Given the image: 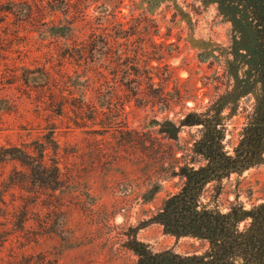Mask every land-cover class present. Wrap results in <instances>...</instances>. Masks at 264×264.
I'll list each match as a JSON object with an SVG mask.
<instances>
[{
	"label": "rangeland",
	"instance_id": "rangeland-1",
	"mask_svg": "<svg viewBox=\"0 0 264 264\" xmlns=\"http://www.w3.org/2000/svg\"><path fill=\"white\" fill-rule=\"evenodd\" d=\"M218 5L0 0V147L38 155L49 145L47 161L62 172L56 190L25 176L15 186L26 167L0 161V264H146L148 254L205 253L200 239L151 218L178 191L169 164L200 129L185 126L172 139L169 122L229 98L231 22ZM221 116L241 132L243 119L232 123L228 109ZM241 176L254 187L241 197L250 208L264 199V163L232 174Z\"/></svg>",
	"mask_w": 264,
	"mask_h": 264
},
{
	"label": "trees",
	"instance_id": "trees-1",
	"mask_svg": "<svg viewBox=\"0 0 264 264\" xmlns=\"http://www.w3.org/2000/svg\"><path fill=\"white\" fill-rule=\"evenodd\" d=\"M207 1L218 3V9L231 22L228 49L233 60L228 68L232 77L229 98L213 101L207 113L191 111L181 122H169L165 132L172 139H179L185 126L196 125L200 129L188 133L187 140L193 142L189 141L179 159L169 164V174L179 176L178 191L168 195L159 213L151 218L168 232L200 239L197 247L206 249L202 255L199 249L193 257L148 254L146 264H264V199L246 208L241 197L244 193L251 197L253 184L245 176L232 177L234 172L264 163V0ZM134 71L138 78L140 70L135 67ZM145 74L152 80L150 67ZM149 85L154 86V82ZM241 97L243 102L239 103ZM160 98L163 101L165 96ZM225 109L232 123L243 119L239 134L237 126L230 130L222 122ZM224 142L228 143V149H224ZM49 148L43 146L36 155L24 147H0V161L15 159L26 167L18 172L23 180L15 182V186H22L25 176L33 186L59 188L61 167L57 160L48 163ZM171 153L174 158V152ZM244 183L249 184L248 189H243ZM230 194L235 195L234 200Z\"/></svg>",
	"mask_w": 264,
	"mask_h": 264
}]
</instances>
